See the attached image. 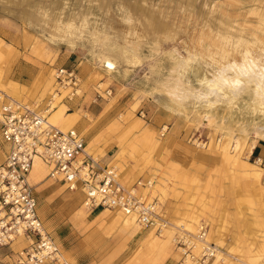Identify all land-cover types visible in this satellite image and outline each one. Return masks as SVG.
Returning <instances> with one entry per match:
<instances>
[{
  "label": "rangeland",
  "instance_id": "1",
  "mask_svg": "<svg viewBox=\"0 0 264 264\" xmlns=\"http://www.w3.org/2000/svg\"><path fill=\"white\" fill-rule=\"evenodd\" d=\"M60 66L76 67L77 95L55 81ZM223 78L240 82L234 101L204 85ZM177 85L196 95L180 104ZM0 90L40 107L59 91L65 113L80 110L75 128L92 155L101 161L115 144L108 162L128 184L149 179L143 191L170 220L139 230L63 184L51 200L33 185L71 264H180L186 219L209 224L218 249L209 264H264V0H0ZM5 153L0 135V163ZM27 243L1 245L15 259L0 251V264H20Z\"/></svg>",
  "mask_w": 264,
  "mask_h": 264
},
{
  "label": "built area",
  "instance_id": "2",
  "mask_svg": "<svg viewBox=\"0 0 264 264\" xmlns=\"http://www.w3.org/2000/svg\"><path fill=\"white\" fill-rule=\"evenodd\" d=\"M55 79L60 86L70 87V95L78 94L80 77L75 66L56 68ZM49 106L48 100L40 107L0 90V135L7 144L0 163V246L21 236L27 239L20 264H71L61 256L59 245L39 214L38 199L28 180L36 157L49 165L47 176L69 190L81 191L83 202L91 210L109 207L133 213L143 225L160 221L156 220L157 198L143 191L149 179L124 182L114 164H101L86 150L87 141L80 130L62 129L48 120ZM206 228L202 226L200 237ZM176 243L183 257L191 252L184 236H178ZM213 249V243L203 249L195 264H204Z\"/></svg>",
  "mask_w": 264,
  "mask_h": 264
},
{
  "label": "bare ground",
  "instance_id": "3",
  "mask_svg": "<svg viewBox=\"0 0 264 264\" xmlns=\"http://www.w3.org/2000/svg\"><path fill=\"white\" fill-rule=\"evenodd\" d=\"M141 20V19H140ZM97 57H99L98 55H96ZM191 62L189 61H185V63L183 64L182 66V69L183 70H186L188 68V66L190 65ZM247 73V72H246ZM245 72H242L241 75H245L246 74ZM255 76V77H253ZM183 77V76H182ZM206 77V76H205ZM203 77V79L205 78ZM249 77L250 79H252V81H255V83L261 85L262 83L261 80L262 78L256 76V75H253V73H249ZM208 80V79H207ZM232 79H226V78H223V79H219V80H208L205 82V86H207L206 88L207 91L209 90L210 94H213L216 99L214 97L215 100L218 101V99L220 98H227V99H232V101H234L233 99L235 94L238 95V92L239 90L241 89V86H240V82H233L231 81ZM56 81V80H55ZM178 82L183 83V78L181 79V77L179 76L178 79H177ZM202 81V80H201ZM200 81V82H201ZM204 82V81H203ZM48 83H52L51 82V79ZM179 83V85H180ZM201 85V84H200ZM49 86V85H48ZM62 87H66L65 85H61ZM204 86V87H205ZM177 87V90L176 92H174V95L172 96H179V98H177L176 101L179 102V100H182V99H185V97L189 96V95H196L195 93H193L192 90H190L189 88L182 86H176ZM180 87V88H179ZM46 88V87H45ZM48 89V88H47ZM46 89V90H47ZM79 90V89H78ZM208 92V93H209ZM263 93V90L262 88L260 89H257L256 91V95L257 97H262V93ZM59 91L56 92V93H53L50 98L48 99L49 103H50V106L48 107V109L46 111H48V120L54 124V125H57L58 127L62 128V129H66V128H69V127H75V126H78L81 124V117L82 115L80 114V110L77 111L75 110V112H72V113H65V111L63 110V105L61 104H64L63 103V98L62 96L63 95H60V97H58L59 95ZM207 93V92H206ZM259 94V95H258ZM14 98L18 99L19 98V94L17 95V93H12V95ZM58 97V99H57ZM182 98V99H180ZM45 100V97L42 98ZM57 99V100H56ZM179 99V100H178ZM56 100V102H55ZM212 100V99H211ZM221 100V99H220ZM219 100V101H220ZM39 101V100H38ZM216 101V102H217ZM218 101V102H219ZM223 101V100H222ZM225 101V100H224ZM47 102V101H46ZM209 102V101H207ZM226 102V101H225ZM180 103V102H179ZM176 102V104H179ZM224 103V102H223ZM228 104H230V102H227ZM181 104V103H180ZM208 104V103H207ZM210 104H215L214 101L213 103H209ZM254 104V108H257V110H259L258 108L261 109L260 105L259 104H255V103H252V105ZM60 105V106H59ZM65 105V104H64ZM251 105V106H252ZM59 106V107H58ZM230 106V105H229ZM250 106V107H251ZM58 107V109H57ZM253 107V106H252ZM57 109V110H56ZM255 110V109H254ZM71 112V111H70ZM84 113V112H83ZM86 126H88V124H86ZM84 127V131H87L88 128L87 127ZM78 129V128H77ZM86 150L90 152V149H89V146H88V142H87V145H86ZM95 147H94V151H95ZM94 157V156H93ZM95 158V157H94ZM47 169L49 170V165L44 161L42 160L41 158L39 157H36L33 161V165L28 173V180L30 182V179L33 181H40L46 174H47ZM50 179V178H49ZM122 179V178H121ZM124 181V180H123ZM150 181V180H149ZM31 183V182H30ZM127 183V182H126ZM128 184V183H127ZM31 185H33L31 183ZM148 186H152V182L150 181L144 189H146ZM73 192H76V195H80V192L79 190H74ZM82 193V192H81ZM145 193V191H144ZM83 194V193H82ZM147 194V193H145ZM148 195V194H147ZM149 196V195H148ZM156 197V196H155ZM157 198V197H156ZM158 200V198H157ZM158 204H159V200H158ZM87 207V206H86ZM159 207V205H158ZM103 209L105 210H113L114 212H117V215H119L122 220L124 221V224L128 225V226H136L139 230L143 228V224L142 223H139L137 220H136V217L133 213H129V214H126L118 209H114V208H109V207H102ZM125 215L127 217H125ZM163 215L164 213L162 212V209H159L158 211V215L156 217V220L158 221V219H163ZM118 216V217H119ZM197 216V215H196ZM191 217V216H190ZM198 217V216H197ZM197 217H195L194 222H197ZM189 218V217H188ZM166 220V223H162L161 221L159 223H162V226H161V229L168 226L169 223H170V220L169 219H165ZM199 220V219H198ZM137 222V224H140L137 226V224H135L134 222ZM181 222H184V225L189 229V233H188V230L186 228H184L183 226H180L179 229H180V233H178V235L176 236V240L178 239V236H184L185 239L188 241L190 247H191V252L187 253L186 255H184V257H181L182 261H180V264H195L197 261L195 260L196 257H198L201 252L203 251V249H205L207 246H212V243L214 245V249H213V254L212 256H209V257H206L204 259V264H209L211 262V260L215 257V255L217 254V245L214 241H212L211 239V233L212 231H210V226H208L209 224L207 222H204V221H201L199 222L198 224L196 223L193 224L192 222H188V219H186L185 221H181ZM142 225V226H141ZM206 226L207 225V228L205 230V233H204V236H199V232L201 231V228L202 226ZM155 227V226H154ZM160 229V230H161ZM182 231V232H181ZM151 234V235H150ZM150 236L153 237V233L150 232ZM204 238V239H203ZM178 248L180 249V247L178 246ZM20 253H22L20 251ZM61 256L63 257L62 255V252H61Z\"/></svg>",
  "mask_w": 264,
  "mask_h": 264
},
{
  "label": "crops",
  "instance_id": "4",
  "mask_svg": "<svg viewBox=\"0 0 264 264\" xmlns=\"http://www.w3.org/2000/svg\"><path fill=\"white\" fill-rule=\"evenodd\" d=\"M20 91V90H19ZM23 92H22V96L19 95V98L18 99H21L23 98ZM71 104V103H70ZM63 105V104H62ZM60 106V105H59ZM58 106V107H59ZM57 110V109H56ZM75 112V111H74ZM53 123V122H52ZM77 127V126H75ZM88 128V126H87ZM87 141V140H86ZM114 147H115V144H109L107 145L105 148H103V155L101 156V161L100 163L101 164H104V163H109L108 162V156L111 155L114 151ZM6 149H7V144H6ZM95 151L93 149V152H101L99 148L95 147ZM96 158H97V154H95ZM110 164H114L115 166H118V164L116 162H112ZM47 173H48V169H47ZM50 178V179H49ZM57 180H54L52 179L51 177L47 176V174L38 182L36 181H33L30 179V182L36 187L38 188L39 191H42L43 193V197L45 198H49V200H51L53 197H54V190L60 188V185H62V183L60 182H56ZM35 182V183H34ZM76 193V192H75ZM74 193V194H75ZM81 194V193H80ZM42 198V197H41ZM40 214V213H39ZM41 216V215H40ZM42 218V217H41ZM118 222L120 224H124V221L122 220V218H118ZM43 220V219H42ZM55 220H58V215L55 214ZM44 222V220H43ZM46 225L49 227L51 225V222L47 219L46 221ZM45 222H44V225H45ZM138 226V225H137ZM52 227V226H50ZM139 227V226H138ZM19 241V240H18ZM18 241L12 243V248L15 250L17 248V245H18ZM16 243V244H15ZM10 248L9 246H2L0 247V251L2 252V258L3 260H6V262H12V260L15 259V255L13 253L10 252Z\"/></svg>",
  "mask_w": 264,
  "mask_h": 264
}]
</instances>
